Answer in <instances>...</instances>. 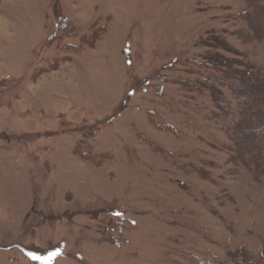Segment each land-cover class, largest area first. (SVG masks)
<instances>
[{
	"label": "rangeland",
	"instance_id": "1",
	"mask_svg": "<svg viewBox=\"0 0 264 264\" xmlns=\"http://www.w3.org/2000/svg\"><path fill=\"white\" fill-rule=\"evenodd\" d=\"M263 123L264 0H0V264H264Z\"/></svg>",
	"mask_w": 264,
	"mask_h": 264
},
{
	"label": "trees",
	"instance_id": "2",
	"mask_svg": "<svg viewBox=\"0 0 264 264\" xmlns=\"http://www.w3.org/2000/svg\"><path fill=\"white\" fill-rule=\"evenodd\" d=\"M103 28H105V27H103ZM102 28V29H103ZM86 37L84 36V38L83 39H85ZM97 41V38L95 39V42ZM81 48V46H79L78 48H76V51H78L79 49ZM261 127H264V123H263V126H261ZM260 127V128H261ZM264 135V134H263ZM241 257V256H240ZM240 257H238L239 259H237V260H235V261H233L232 260V258L231 257H229L230 258V264H252V262L251 261H247L246 259H244V258H240ZM232 262V263H231ZM234 262V263H233Z\"/></svg>",
	"mask_w": 264,
	"mask_h": 264
}]
</instances>
